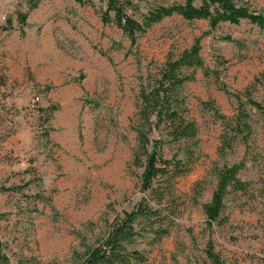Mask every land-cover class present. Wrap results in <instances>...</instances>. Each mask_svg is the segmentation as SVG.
Returning <instances> with one entry per match:
<instances>
[{"label":"rangeland","instance_id":"1","mask_svg":"<svg viewBox=\"0 0 264 264\" xmlns=\"http://www.w3.org/2000/svg\"><path fill=\"white\" fill-rule=\"evenodd\" d=\"M91 1L41 0L21 30L16 15L27 11L25 0H0V241L9 263L78 264L117 214L141 204L157 214L134 223L133 247L145 264H214L208 246L221 264H264V115L245 104L247 144L236 137L229 152H218L220 117L237 112L233 93L249 88L264 107V27L241 20L211 28L172 15L132 44L101 21L104 2ZM178 1L133 0L137 9L128 13L140 19ZM238 2L264 15V0ZM197 37L203 64L183 68L193 79L180 89L196 137L152 134L185 172L143 191L131 128L140 86ZM234 163L243 165L237 176L245 190L229 189L208 228L202 204L217 170Z\"/></svg>","mask_w":264,"mask_h":264},{"label":"trees","instance_id":"2","mask_svg":"<svg viewBox=\"0 0 264 264\" xmlns=\"http://www.w3.org/2000/svg\"><path fill=\"white\" fill-rule=\"evenodd\" d=\"M75 1L79 4L92 3L91 0ZM102 1L104 9H101L100 13L101 21L104 24L113 22L132 44L135 43L137 36L145 32L152 24L172 15H178L188 21L206 20L211 28H215L221 22L238 24L241 20H248L258 27H264V15L250 10L238 0H180L168 5H157L149 9L140 19L128 13L129 9H137L133 0ZM40 2L41 0H25L27 11L18 12L16 15L21 30L26 24L27 13L37 7ZM11 28V21L8 20L6 29ZM200 50V38L197 37L192 45L184 49L177 57L168 55L157 71L154 74L149 73L140 86V102L136 120L131 123V128L136 133L133 163L142 166L140 186L143 191L153 190L154 181L159 177L170 174L176 176L185 172L180 159H169L162 154L163 141L160 138H152V134L154 131L163 129L173 141L195 139L197 129L194 123L187 121L183 115L185 103L180 97V89L186 81L193 79L192 74L183 73V68L195 69L202 66ZM232 95L238 103L237 112L231 117H220L223 132L218 152L221 155H225L233 148L232 141L236 137L247 144L252 128L248 121L245 104L255 107L264 115V107L252 98L249 88H246L243 93L235 92ZM242 166V163L223 164L217 170L215 188L210 199L202 204L208 228L219 221L224 208V197L229 189L245 190L246 183L237 176ZM156 196L161 198L160 193H156ZM156 215L154 211L141 204L130 212L124 211L117 214L106 232L86 250L78 264H145L146 255L133 247L138 236L134 223L138 217L149 218ZM164 233L165 231H162L161 234ZM206 256L214 264H221L209 246L206 249ZM0 264H10L1 241Z\"/></svg>","mask_w":264,"mask_h":264}]
</instances>
